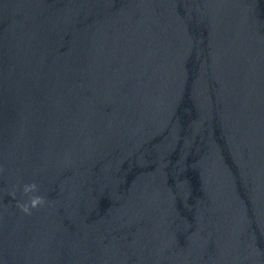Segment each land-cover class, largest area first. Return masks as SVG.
<instances>
[{
    "label": "water",
    "instance_id": "water-1",
    "mask_svg": "<svg viewBox=\"0 0 264 264\" xmlns=\"http://www.w3.org/2000/svg\"><path fill=\"white\" fill-rule=\"evenodd\" d=\"M0 264H264V0H0Z\"/></svg>",
    "mask_w": 264,
    "mask_h": 264
},
{
    "label": "clouds",
    "instance_id": "clouds-1",
    "mask_svg": "<svg viewBox=\"0 0 264 264\" xmlns=\"http://www.w3.org/2000/svg\"><path fill=\"white\" fill-rule=\"evenodd\" d=\"M38 192V187L35 184L25 185L23 187V194L28 196L30 193ZM45 203L44 199L39 195H31L29 201L26 203H18V207L25 214H31V209L42 206Z\"/></svg>",
    "mask_w": 264,
    "mask_h": 264
}]
</instances>
